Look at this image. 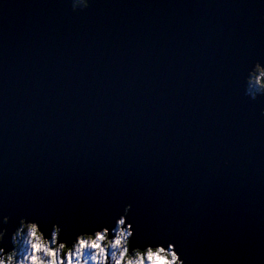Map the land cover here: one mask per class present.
<instances>
[{"label":"water","instance_id":"obj_1","mask_svg":"<svg viewBox=\"0 0 264 264\" xmlns=\"http://www.w3.org/2000/svg\"><path fill=\"white\" fill-rule=\"evenodd\" d=\"M70 2L0 0L8 234L24 213L83 226L131 199L193 264H264V97L245 95L264 0Z\"/></svg>","mask_w":264,"mask_h":264},{"label":"snow or ice","instance_id":"obj_2","mask_svg":"<svg viewBox=\"0 0 264 264\" xmlns=\"http://www.w3.org/2000/svg\"><path fill=\"white\" fill-rule=\"evenodd\" d=\"M95 2L96 0L84 12L73 14L79 16L87 13L90 8L95 6ZM261 64L264 65V62ZM232 155L230 150L224 152L223 159L211 168V173L216 175L222 168L228 166L231 163ZM5 217H8L6 223L4 222ZM17 219L18 224L9 235L7 225L12 222V214H0V231L3 232V235L0 236V250H2L0 259L4 260V264H7V257L13 251L16 252V259L21 261L26 256L33 254L28 240V230L22 226V220L24 224L35 223L37 225L42 241L47 242L48 250L63 245L65 249L69 250V257L73 262L79 260L80 264H89L94 254L98 256L96 249L87 247L88 237L97 241L100 248L103 249V264H108L109 257L112 259V253L117 252L119 247L123 246L124 240H127V254L139 251L142 258H145V264H147L145 254L149 249L153 252L158 250L161 255L172 261V264H193L185 241L180 234L164 228L146 231L141 226L137 218L133 216V201L131 199L125 202L122 207L117 204L104 215L90 217L83 226H70L64 219L45 213H24ZM121 232H123V236H120ZM6 240L7 243H5ZM81 243L85 245L84 249L72 256V250ZM112 244H116L117 247H112ZM39 255L43 260L49 259L43 252H40ZM69 257L66 259L61 257L56 264H67Z\"/></svg>","mask_w":264,"mask_h":264},{"label":"clouds","instance_id":"obj_3","mask_svg":"<svg viewBox=\"0 0 264 264\" xmlns=\"http://www.w3.org/2000/svg\"><path fill=\"white\" fill-rule=\"evenodd\" d=\"M93 2L94 0H71V11L72 13H82L86 8H89ZM261 19H264V15L261 16ZM245 81L247 85L245 95H249L251 99L255 101H259L261 97H264V65L261 64L259 59L254 61L247 69ZM260 115L264 116V108L260 109ZM7 220L8 217H5L4 222L6 223ZM21 224L28 230V240L31 249L33 250V254L31 256H26L25 259L21 261L16 259V252L13 251L7 257V264H56V262L60 260L62 252L66 257H69V250L65 249L63 245H60L53 250H48L46 248L47 242L42 241L41 234L37 230V225L35 223L24 224L22 220ZM2 235L3 232L0 231V236ZM120 236H123V232L120 233ZM88 240L89 243L87 247L96 249L98 253V256L94 254L91 261L92 264H103V249H101L99 243L93 241L91 237H88ZM111 246L114 248L117 247L116 244H112ZM84 247L85 245L81 243L77 248L72 250L71 255H77V253L81 252ZM40 252H43L45 256L49 257V259L43 260L39 255ZM145 255L147 264H172V261L167 259L166 256L161 255L158 250L153 252L149 249ZM112 262L113 264H122V262L123 264H145V258H142V254L139 251H136L133 255H128L127 240H124L123 246L119 247L117 252L112 253ZM0 264H4L3 259H0ZM67 264H80V261L76 260L73 262L69 257Z\"/></svg>","mask_w":264,"mask_h":264},{"label":"rangeland","instance_id":"obj_4","mask_svg":"<svg viewBox=\"0 0 264 264\" xmlns=\"http://www.w3.org/2000/svg\"><path fill=\"white\" fill-rule=\"evenodd\" d=\"M71 1V0H70ZM71 3V2H70ZM134 253L132 252V253H130V255H133ZM109 262H110V264H113V262H112V259H111V257L109 258ZM89 264H92V262L91 261H89Z\"/></svg>","mask_w":264,"mask_h":264},{"label":"trees","instance_id":"obj_5","mask_svg":"<svg viewBox=\"0 0 264 264\" xmlns=\"http://www.w3.org/2000/svg\"><path fill=\"white\" fill-rule=\"evenodd\" d=\"M61 257L66 259V256L63 252L61 253Z\"/></svg>","mask_w":264,"mask_h":264}]
</instances>
